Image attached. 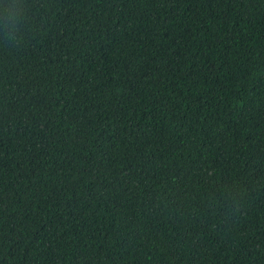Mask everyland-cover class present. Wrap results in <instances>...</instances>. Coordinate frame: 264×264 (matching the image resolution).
I'll return each mask as SVG.
<instances>
[{
  "label": "trees",
  "instance_id": "trees-1",
  "mask_svg": "<svg viewBox=\"0 0 264 264\" xmlns=\"http://www.w3.org/2000/svg\"><path fill=\"white\" fill-rule=\"evenodd\" d=\"M0 264H264V0H0Z\"/></svg>",
  "mask_w": 264,
  "mask_h": 264
}]
</instances>
